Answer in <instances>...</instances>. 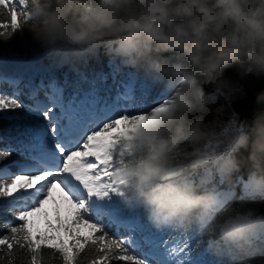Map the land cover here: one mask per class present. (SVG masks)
Masks as SVG:
<instances>
[{"label":"clouds","instance_id":"1","mask_svg":"<svg viewBox=\"0 0 264 264\" xmlns=\"http://www.w3.org/2000/svg\"><path fill=\"white\" fill-rule=\"evenodd\" d=\"M26 13L21 37L46 55L102 51L167 96L116 143L124 205L157 231L195 232L209 264H264V117L246 131L213 107L237 90L225 69L264 74V0H27Z\"/></svg>","mask_w":264,"mask_h":264},{"label":"snow or ice","instance_id":"2","mask_svg":"<svg viewBox=\"0 0 264 264\" xmlns=\"http://www.w3.org/2000/svg\"><path fill=\"white\" fill-rule=\"evenodd\" d=\"M0 8L10 16V23L0 22V29L10 28L8 37L21 32L27 0H0ZM4 36L5 31H0V37ZM11 58V69H5L0 60V79L7 75L15 88L12 95L0 94V120L21 123L15 143H5L0 136V201L11 202L9 210L16 223L8 226L9 234L0 235V251L7 249L11 258L15 247L26 249L31 254L30 264H42L41 251L50 249L59 253L63 264H79L81 254L93 246L103 255L91 264H111L113 260L123 264H198L199 250L192 248L198 241L195 232L187 235L182 246H169L163 236L168 230L157 234L146 230L142 213L130 211L121 201L114 179L120 163L117 141L132 131L137 121L146 119L148 111H158L166 103L164 91L160 88L153 93L128 77L121 81L115 96L102 94L106 75L79 73L75 94L66 96L67 78L61 84L53 74L36 84L35 77L50 69ZM41 89L46 97L43 102L37 99ZM25 95L35 104H25L20 99ZM26 108L42 112L46 123L29 122L23 111ZM13 152L26 159L5 164ZM54 188L63 193L65 215L52 196ZM50 198L55 205L53 218L44 209ZM38 214L43 217V228L37 226Z\"/></svg>","mask_w":264,"mask_h":264},{"label":"trees","instance_id":"3","mask_svg":"<svg viewBox=\"0 0 264 264\" xmlns=\"http://www.w3.org/2000/svg\"><path fill=\"white\" fill-rule=\"evenodd\" d=\"M11 7V5H9ZM19 11V6L17 7ZM0 22L10 23V16L6 9L0 8ZM5 31V36L0 37V60L4 61V68L11 69L13 67L12 56L17 57L24 63H34L36 66L41 68L50 69L49 72H41L35 77L34 83L39 84L41 78L47 81L49 75H55L58 82L64 83L65 78H67L68 86L65 88V95H74V83L79 78V73H84L89 77L106 75L108 79L104 81L102 85V94L104 92L110 93L114 96V89L120 90L121 81L126 80L128 77L137 79L142 87H148L153 93L160 89V86H149L144 84V78L142 74H138L134 69L126 68L120 65L118 60H113L110 62V58L105 56L103 52L99 54L96 58H89L87 62L76 60L75 58L66 57L63 63H59V57H53L51 55H46L42 50L38 49L37 46L31 41L30 37L25 34L21 37V32H17L11 37L7 36V32L11 29L3 30ZM164 56H172L173 53H164ZM115 71V78L113 73ZM225 75L232 80H238V89L235 94L230 98L229 104L230 109L228 113L230 115L234 113L237 118V122L245 127L248 131L254 125V122L260 118L264 117V74L256 76L255 74H249L248 76L240 79L235 68L225 69ZM86 89L87 85H83ZM206 90L211 91V87L208 86ZM15 88L12 84L8 82V76L5 75L3 79H0V94L12 95ZM27 91V89H25ZM37 97L43 98L45 101L44 90L41 89ZM20 99L28 105L35 104L34 100L28 99V97L21 96ZM26 117L30 118L29 122L32 123H46L42 118V112H30L27 108L23 110ZM211 117H209L210 119ZM225 120L229 116L223 117ZM21 122H13L10 120H0V136L5 140V143L11 141L15 143V137L19 136L20 133L17 131V127ZM23 152V149H21ZM250 152V147L248 149H241L238 155L247 157ZM26 159L25 155L17 154L13 152V155L9 157L5 164L13 165L14 162H23ZM246 168L241 169V175L246 179ZM260 206V211L264 213V201H257ZM10 201H0V235L9 234L7 228L9 225H14L16 223V218L12 211ZM142 223L146 230H151L152 233L157 234L158 231L153 228V226L147 221L144 215H141ZM164 239L169 243L171 241H178L181 245L186 242L187 235L178 233L176 231L168 230L163 234ZM195 238V237H193ZM71 243V241L69 242ZM193 250L197 248V243L192 245ZM103 255L96 251L95 247L89 246L85 253H82L79 258V264H91V261L97 257ZM27 260H30V254L26 249H20L15 247L11 258H9L7 249L0 251V264H9V259H11L12 264H27ZM42 264H63L59 253H53L50 249H43L41 251ZM196 259L199 261L198 264H209L208 260L205 259L202 254L198 253ZM111 264H123V262H118L113 260ZM227 264V262H226Z\"/></svg>","mask_w":264,"mask_h":264},{"label":"rangeland","instance_id":"4","mask_svg":"<svg viewBox=\"0 0 264 264\" xmlns=\"http://www.w3.org/2000/svg\"><path fill=\"white\" fill-rule=\"evenodd\" d=\"M67 56H64L63 58L59 59V63H63L66 60ZM238 89V87H237ZM118 88L114 89V96L115 94L118 92ZM237 91V90H236ZM236 91L233 93L235 94ZM38 100L40 101H44L43 98L37 97ZM36 102V101H35ZM225 104H229V101H225L222 97L218 98V100L215 102V104L213 105V107H219L220 105H225ZM230 113L226 114L225 116H229ZM92 159V158H89ZM52 196L55 198L56 203L60 205L61 207V215H65V209L67 207L66 203H62V198H63V193L60 191L59 188H54L52 191ZM55 207V205L52 203L51 198L45 203L44 205V209H46L49 213V217L53 218V212L52 209ZM37 226L40 228H43V217L42 216H37ZM70 242V241H69ZM169 246H182L178 241H171L169 243Z\"/></svg>","mask_w":264,"mask_h":264}]
</instances>
